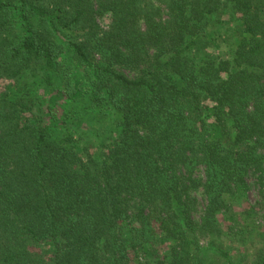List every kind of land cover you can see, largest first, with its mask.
<instances>
[{
  "label": "trees",
  "instance_id": "trees-1",
  "mask_svg": "<svg viewBox=\"0 0 264 264\" xmlns=\"http://www.w3.org/2000/svg\"><path fill=\"white\" fill-rule=\"evenodd\" d=\"M250 186L264 0H0V264H139L160 239L156 264H234L200 241Z\"/></svg>",
  "mask_w": 264,
  "mask_h": 264
},
{
  "label": "rangeland",
  "instance_id": "rangeland-1",
  "mask_svg": "<svg viewBox=\"0 0 264 264\" xmlns=\"http://www.w3.org/2000/svg\"><path fill=\"white\" fill-rule=\"evenodd\" d=\"M223 28L221 30H223ZM211 31L216 32V29L212 27ZM206 48V50L209 51L213 56L218 54V52L226 50V44L225 42L218 40V47L209 45ZM32 81L33 83H31L28 87L21 86L23 89L22 93L27 94L28 100H30L34 106H42L41 104L44 105L46 103L49 95V89L42 84H38L36 80ZM19 91L21 93V89ZM53 109L54 110L51 112L55 111V108ZM248 180L251 181V178H248ZM192 195L196 199L194 201V206L198 210H194L192 213L195 220H197L205 208V198L201 192V189H198L196 192H192ZM263 203L264 192H260L257 187L250 186V188L246 189L245 191H238L234 194V199H232L231 203H229L230 210L236 215V217H231L229 216L228 212L224 213V211L222 214L217 215V221L214 224L216 229L214 227L213 230L214 233L210 236L208 235L207 237L201 238L200 245L203 247L208 246L207 244H209V247H214L217 245L222 246L224 249L229 250L234 264H253L257 254L264 252V214H262L264 212ZM253 207L256 208V213L255 211L252 212L248 219L244 222V215L241 214L242 209ZM251 221L253 222V225L250 224L248 231L244 235L239 233L240 226ZM158 238H160V233ZM211 242L212 245L210 244ZM170 243L171 242L169 240L160 239L157 243V250L147 252L145 250L138 249V256L140 258L139 264H145L146 259H149L150 261L147 264H156V258L163 257V255L166 254ZM140 251L144 255L141 256L139 253ZM213 264L224 263L219 257H215Z\"/></svg>",
  "mask_w": 264,
  "mask_h": 264
}]
</instances>
